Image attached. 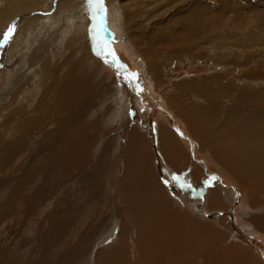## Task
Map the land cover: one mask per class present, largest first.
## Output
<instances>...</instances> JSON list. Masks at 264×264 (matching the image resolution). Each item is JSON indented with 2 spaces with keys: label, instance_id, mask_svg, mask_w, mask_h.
Masks as SVG:
<instances>
[{
  "label": "bare ground",
  "instance_id": "6f19581e",
  "mask_svg": "<svg viewBox=\"0 0 264 264\" xmlns=\"http://www.w3.org/2000/svg\"><path fill=\"white\" fill-rule=\"evenodd\" d=\"M107 1L105 2L106 9L108 5H111L113 3ZM67 2L66 4H68ZM220 2L221 5L218 8V12L221 15L218 16L219 14H215L217 19L214 21V23V14L213 12L209 11V9H211L209 7V0H140L139 3L141 4V8L136 2V4H138L136 6L138 7H136L137 10L136 13H134L135 16H133L132 23L128 24V27L129 32H131V41L133 43V48H130L134 51L136 58L139 60V63L132 53L124 52V54H126L127 58L133 65L142 66L145 72L141 71V73L139 74L140 79L143 80L144 78H146L149 81V86L148 84H146L142 87L141 92L145 95L143 97H137L136 99L128 96L127 88H129V86L126 85L123 81L118 80L116 69L113 68L110 64L106 65L107 63H105L103 60L102 61L104 65H106V67L111 72L107 70L105 73L103 72L104 76L102 81L96 83V88H103L106 92L105 95H100V97L98 98V91H95L97 89L92 85L91 81L92 79L94 80L93 76H96V73L102 72L104 70L103 65L102 62L95 60L90 54L89 50L91 49V47L93 49L91 39V44L89 43L90 46L83 43V41L82 43H79L78 40H84V36L87 33V30L85 33V29H83L82 25L80 26V24L77 23L79 21H81L80 23H82L84 19L82 17L76 16L74 10H71L70 13L66 14L60 12L58 14L55 13L56 15H48L47 17L40 16V18H37L35 21L25 23L22 30H20V34L17 35L11 49L10 61H14V58L17 59L16 57L23 58L28 65V74L25 75L24 72L20 77H17L18 80H11L12 82L10 84L7 83V81L9 80L7 78V76L9 75V71L7 72L6 70H4L0 74V100L6 98V96L9 94H12V97L10 96V104L12 103L13 105V108H9V113L6 112V109H8L7 106L0 105V115L4 116V118L2 116L1 117L5 119L0 123V129L4 128L5 130L9 127L16 128V132H14V134H21L22 136L20 137L22 142L38 144V148L37 150H35V152L39 151V154H41L42 152H49V155H51V157H53L55 161L54 165H51L53 166L55 172L57 171V173H63L76 170L78 175L81 176L83 180L85 179L88 182L91 181L92 187L90 188L99 189L100 185L103 183H101L103 169H107L105 176L109 177V179L107 178L108 180L107 183H105L106 186L104 187V190H106L107 193L103 190V186L105 185L104 184L102 185V190L104 192H102V195L99 194V197L105 199H102V201L104 202L105 206L107 205L108 210L103 213L104 221H96L97 223L93 226V223H90L88 225V228H86L82 232L80 231L79 240H77L79 241V243L77 242L79 246L76 248L70 246L74 251H69V247L67 246L68 248H66L63 253L66 254V257H68L69 264L70 261H76L74 257L78 259L81 258L80 256L90 254L92 250L91 248H94L95 244L100 242L102 238L105 237L104 241L115 239L116 230H118L117 228L119 226L118 218L121 217V213H118L117 211L116 213L115 209L119 208L120 210L122 209V206L119 204L117 205V203L119 202H116V200L113 201L112 195L118 197L120 201L121 196L123 195V204L124 202L126 203L128 199L129 202L133 204V211H130V208H128L129 205L124 206L127 207V209H125V213H127L128 211V215H126L127 217L129 216V224L131 222L132 226H136L139 232L141 231V229L139 228L140 222H142L146 218H149L145 217L143 213L141 214V211L146 208L145 206L148 205V208H150L148 203H150V205L151 203L154 204L155 209L154 207H152V205L151 208L154 211L156 210L157 212L159 210V213L155 211L158 215L161 212L167 210H169L170 215L172 214V204L165 194V186L163 185L158 175H156V170L157 166L159 167V162L154 153V146H150V143L148 141H143L139 145H137L133 142L130 135V146L128 149L126 148L127 142L125 141V138L126 134L129 133L127 131V125L133 120L130 113L134 104L132 105L131 101L135 102L136 106L140 110L148 111V107L155 104L154 101L161 100L166 103L169 109L175 111V113L182 118V120H176L174 116L171 115L170 118L173 119L174 122L173 126L169 125L168 123H164L163 126H156V130L158 132L157 143L159 144L160 152L162 153L160 157H163L165 159V165H163L162 168H165L166 170L168 169L172 174L173 172L174 174H177L186 163L190 164L189 166H186L182 171L187 168L194 167V161L192 160V153L190 149V147H192L195 151V154L197 153L198 149H200L201 152L207 151V154L205 155L196 154L199 160L198 161L195 158V161L197 163L205 161V163L210 168V171L214 173L215 170L213 171V169L211 168V163H209V158L211 156L213 160L216 161V163L222 166L221 171L224 172L225 176H232L233 178H235L241 186L242 192L248 194V198L250 201L249 204L255 205L254 203L256 201V196L261 195L260 191L264 192V32L260 33L258 28L259 23L264 24V22H260L264 20V16L261 15L260 17L255 18L259 21L258 24L256 23L255 19H251L252 17L250 19L244 17L235 18V20L233 21L231 19L225 21L226 19H223L221 17L223 15L222 11L225 12V5H223V0H220ZM52 3L53 0H0V29H5V26L9 24L8 22H11V19H15L16 16L24 12L34 11L39 8H44L45 12H50L52 11ZM74 5L76 6V4ZM125 6L121 7L125 9ZM82 10L84 12H87L89 17V9L83 6ZM126 12L127 17L132 15L131 8L130 10H126ZM107 13L101 30L103 31L102 33L104 36V40L112 46V49L122 51L121 45L117 43L114 38L115 34L114 32H112L113 30L117 31V27L119 24L117 23V21L109 23L107 20ZM142 14L143 16H141ZM144 16H148V18L152 19L154 18L155 20L160 19L161 22L153 25L147 24L144 27L142 23ZM136 18L138 19L136 20ZM225 25H227L226 29H230L231 26H235V30L233 29V31H236L235 34L230 33L233 36L228 37L229 40L231 38L230 42H224L225 40H223L222 37H218L216 34L221 27H223L224 30ZM251 27L256 28V33H253L254 29ZM163 31H169L166 32L165 35L170 38L174 37L170 40H173V43L175 45H170L167 49H159L156 47V37L158 34L161 35ZM49 32H51V35L47 37L46 34ZM88 33L90 36V31ZM228 38L226 39L227 41ZM215 40H217V42ZM213 41H215V46H212L214 44ZM55 45H58V56L53 53V47H55ZM231 46L235 49L229 52H225V49ZM60 47L63 49L62 52H60ZM137 50H140V53ZM162 50L168 57H175V55L177 54H182L186 57V59H194L196 62L195 68L192 67L193 69L190 70H183L182 68L181 70H175L173 72V68L167 63L168 60H162L164 59L163 57H165L164 54L161 53ZM145 53H147L151 58H143L142 55ZM115 54L119 58V61L127 67L130 73H135V70L129 68L126 63L120 58V55L117 54L116 50ZM83 60H85V64L83 63ZM129 78L131 79V77ZM217 78L224 79V83L220 87H214L212 84V82H214V80H216ZM135 79L137 83V78ZM137 91L138 93H140L139 90ZM218 94L225 95V100L224 97H221L222 101L218 100ZM115 99L121 102V113L119 118L116 117L118 118L116 122L118 125H115V129L112 130L114 131L112 134L109 132L106 133L104 139L96 138L94 136L97 140L96 146L98 147L100 145L98 152L99 156H95L92 161L87 163V161L89 160L86 159L85 161L86 155L88 156L87 145L90 143L91 138L88 136L89 132L86 131L85 133L83 129L85 116L88 114L89 110L96 107L97 104L101 105L106 102L107 104H109ZM148 101L152 102L148 103ZM112 106L110 105V108H112ZM111 111H105L106 114L101 115L102 118L110 115ZM158 121L161 123L163 122L162 119H159ZM153 122L157 124L155 121ZM96 123H99V120ZM190 133L199 142L196 146L188 137V134ZM35 152L32 156H37ZM18 153L21 154V159H26L29 157L25 152L19 150V148H15V145L12 147L4 146L2 149H0V189L6 188L11 181L15 182V180L19 179L18 177L11 176L15 172L14 167L16 166L15 163L11 162V159L18 158ZM91 157L93 158V156ZM109 157L110 164L108 167H106ZM125 158L127 160L126 164H124ZM29 160H31V158ZM205 163H202V166L206 170ZM45 169L46 168H44V170ZM123 169L124 174L121 176L120 174ZM218 169L219 168H217V170ZM169 171L166 172H168L169 174ZM27 174H24L23 177H21L19 185H16V182L14 183L13 190L18 192L20 189H23V182L29 177ZM201 178H203V175L200 173V169H196L194 179L199 181ZM93 180L96 181L95 184L92 183ZM153 180L156 182V184H153ZM219 180L224 182V179L221 177ZM221 181L219 182L221 183ZM149 184H152V186ZM226 184H224V188L222 187V190L225 193L227 192L229 195H231V199H234L236 202L235 204L232 203L233 206H229L226 202L227 207L232 211L233 215H238L239 212H249V206L241 204V199H239L238 195V189L234 186H231L230 183ZM69 187L70 186H68V189ZM139 187H143L148 190L152 196L146 193V197L142 192L140 193ZM57 189L56 192L59 191ZM74 189L76 191L80 189V191L78 192L79 195L85 188H82V186H79V184H77ZM74 189L69 190L74 191ZM56 192L53 194L51 192H47L46 195L47 197H50L49 199L51 200L55 198L56 194H58ZM117 192H119V195ZM71 193L72 192L70 191V194ZM38 194V196L32 197L33 199L31 201H27L26 205L29 206L28 209L32 210L36 207L39 208L43 206L44 202L46 201L45 199H43V197H45V193ZM89 194L91 195L92 191L86 195L88 196ZM94 194L92 195L89 203H95V199L98 198L97 194L96 197L94 196ZM126 194L128 196L127 201L125 200L127 198H125ZM215 194L214 196H209V204L210 206H215L217 204L214 209L222 210L223 204L222 202H219V199H215ZM67 197L70 198L69 193ZM86 198L87 197H85V199ZM72 199L73 201L67 202L69 205H67L66 203V208H69V206L78 205V203L80 204V202H82H79V198L77 197H74ZM145 202L148 203L146 204ZM93 205L96 204H91V206ZM257 205L256 208L258 207L257 209H259V206ZM76 208L79 209V207ZM76 208L72 207L70 209L71 215L73 217L77 214ZM104 208L105 207H103V209ZM152 209L149 211L152 212ZM261 210H256L257 212L251 213L250 215H246V213H244V216L246 215V218H239V216H237L238 223H236V226L234 225V222L233 224H228L226 222L229 231L231 233L237 234L238 236H240L241 228L248 229V234L253 233V235L256 236L253 237V242L255 244L254 247H256V249L258 250L264 249V211ZM113 211L116 214H114ZM146 211L148 210H145L144 212L146 213ZM180 211L182 210L178 209L179 213ZM55 213L56 215L53 214V216L51 215V217L48 218L47 225L41 231L39 230L40 233L38 234V240H45V242H43L42 244L46 247L47 250H51L55 246H57L53 243L59 244L64 236L63 232L60 231L63 229L65 233L67 230V224L63 223L66 215V210ZM186 213L187 212H185V214ZM97 214L99 213L97 212ZM152 215L154 216V213ZM165 215L167 216L168 213H165L164 216ZM164 216L162 215V218ZM154 217L152 221H154ZM160 217L161 216L158 217L159 220ZM175 217H178L177 212L175 213ZM185 218L187 221H191L189 216H186ZM163 219L166 220V217ZM173 221H176L175 218L172 220V222ZM157 222L159 223V221ZM189 222L188 224L190 225ZM221 222L222 225L225 224V220L223 221L222 219ZM61 223L62 225H60ZM148 223L151 222L148 221ZM156 223H154V228H156ZM162 223L164 224V222ZM174 223H177V221ZM79 226H81V224ZM152 226L153 225H151L150 230L152 229ZM159 229H157L156 231H158ZM166 229L168 228L166 227ZM69 231H67L66 233H68ZM184 231L188 230L185 229ZM175 232L176 231H174V233ZM61 233L63 234V236L60 235ZM155 234H157V232H155ZM219 234H221V232H219ZM177 239H175V242ZM203 240L205 241L204 238ZM137 241H140V238ZM137 241L134 240L132 243ZM4 242L6 243V241ZM156 242L158 251H160L161 248H159L158 243H160L161 241ZM185 242H183V244ZM192 242L193 241H191V243ZM36 243L37 242H35L34 245ZM84 243H86L85 247L83 246ZM197 243L196 245H198ZM183 244L181 243V245ZM186 244L190 245V242H186ZM193 244L192 246H194ZM7 245L9 246V244ZM181 245H179V247ZM138 247L139 249H142V252L144 250V255H146L145 252L148 251L146 250V248L150 249L146 246V248H142L141 245ZM177 247L175 248V250L177 249ZM234 247L236 246L234 245ZM4 248L6 247H3L2 249L4 250ZM41 248L43 247L41 246ZM196 248L199 247L196 246ZM205 248H202L200 246V250L202 249V252H204ZM175 250L173 252H175ZM231 250H233V252L226 258V264H236L238 262V250L229 247L228 253ZM162 251L166 250L163 249L161 250V252ZM44 252L41 257L45 255ZM178 252L181 251L178 250ZM147 254L149 255V253ZM157 254H159L160 256V253ZM252 254L257 256L255 251H253ZM262 255L264 259V254ZM252 257L253 259L249 263H247V261L245 264H258L257 262L259 260L255 256ZM57 258H60V253L58 254ZM179 258H176V260H179ZM234 258L237 262H232L235 261ZM183 260L184 258L181 261L179 260V262L184 263ZM256 260L258 261L256 262ZM40 261L36 260L34 264H45ZM58 262L61 261L58 260ZM170 262L168 264L173 263ZM46 264L49 263L47 262ZM237 264H239V262ZM261 264H264V261H262Z\"/></svg>",
  "mask_w": 264,
  "mask_h": 264
},
{
  "label": "rangeland",
  "instance_id": "374dc122",
  "mask_svg": "<svg viewBox=\"0 0 264 264\" xmlns=\"http://www.w3.org/2000/svg\"><path fill=\"white\" fill-rule=\"evenodd\" d=\"M65 1L66 2L69 1L70 3L67 2L68 4H66ZM106 1L107 0H105V2ZM118 1L120 2L121 6L126 5L125 6L126 8L124 9L123 7H121ZM118 1H116V0H112V1L108 0L107 1V2H111V3L113 2L111 5L107 6V9H108L107 20H108V22L111 23L113 21H117V23L119 24L118 25L119 29L117 27V31L113 30L112 32H114V34H115L114 38L117 41V43H119L121 45L122 51H119L117 49H115V50L117 51V54L120 55V58L126 63V65L129 68H132L133 70H135V73L137 74V76H136L137 83L140 85V88L142 89V87L145 86L146 84H148V86H149V81L146 78H144L143 80L140 79L139 74L141 73V71H144L142 66L133 65L129 61V59L127 58L126 54H124V52L125 53L129 52V53H132L133 56L136 58L134 51L130 48V47L133 48V43L131 41L132 40L131 39V32H129L128 24L132 23L133 16H135L134 13H136V10H137L136 7L139 6L141 8V6H140L141 4L139 3L140 0H134V1L133 0H118ZM136 2L139 5L136 4ZM77 3H78V6H77ZM74 4H76V6ZM61 5H63V6H61ZM136 5H138V6H136ZM220 5H221L220 0H212V1L209 0V7L211 8V9H209V11L213 12V14H214L213 23L217 19L216 15L217 14H219L218 16L221 15L218 12V8L220 7ZM223 5H225V12L222 11L223 15L221 17L223 19L225 18L226 19L225 21L230 20V19L233 21V20H235V18H244V17H247L249 19L252 17L251 19H255L256 17H260L261 15L264 16V0H244V1H242V0H223ZM83 6L88 8L85 0H53L52 9H51L52 11L45 12L44 8H39V9H36L34 11L24 12L25 14L22 13V14L16 16L17 18L15 17V19L14 18L11 19V22L10 21L8 22L9 24H7L5 26V29L4 28L0 29V40H2L3 35L7 31L9 26L12 25L13 23H15V25H16L15 32L11 36L9 42L7 44L0 43V74L4 70H6L7 72L9 71L8 73L10 76L7 73V75H8L7 78L9 79L7 81L8 84H10L12 81L18 80L17 77H20L24 72H25V75L28 74V65L26 64V62L24 61L23 58L16 57L17 59L14 58V61H12V62L10 61L11 49H12V46L15 42V39H16L17 35L20 34V32H21L20 30H22L24 24L27 22L35 21L37 18H40V16L41 17H47L48 15L49 16L50 15H56L60 12L63 14H66V13H70L71 10H74L76 16L82 17L84 19V21L82 23H80L81 21H79L77 23H79L80 26L82 25L83 29H85V33L87 30V33L85 34L86 37L84 36V40L80 39L78 41H79V43H82V41H83V43L89 45V43L91 42L90 36L88 33L89 32L90 19L88 17L87 12H84L82 10ZM66 7H67V9H66ZM130 8L132 11V13H131L132 15L127 17L126 10H128V9L130 10ZM141 16H143V14ZM125 17H126V19H125ZM137 19L138 18H136V20ZM152 20L154 21L155 19L154 18L153 19L148 18V16H146V17L144 16L143 21H142L144 27L147 24L153 25V24L161 22L160 19L159 20L156 19L157 21L155 20L154 22ZM127 21H129V22H127ZM260 22H264V20H262ZM256 23L258 24L259 21L256 20ZM226 26L227 25H225L224 30H223V27H221L218 30V33H216V34L218 37H222V39L225 40L224 42H230L231 38L229 40L228 37L233 36L230 33L235 34L236 31H233V29L235 30V26H231L230 29H228V28L226 29ZM251 28L254 29L253 33H256L255 32L256 28L255 27H251ZM258 28H259L260 33L264 32V24L263 23H259ZM167 30H171V29H167ZM175 30H177V29H175ZM257 31H258V29H257ZM102 32L103 31H101L99 38L104 40V36H103ZM166 32H169V31H163L161 35L158 34L156 37L157 38L156 47L159 49H162V48L167 49L168 46L174 44L173 40H170V39H173L174 37H171V38L167 37L165 35ZM50 33L51 32L47 33L46 36L48 37L49 35H51ZM227 38H228V41L226 40ZM215 41L217 42V40H215ZM215 41H213L214 44L212 46L216 45ZM262 41H263V39H262ZM108 46L112 49V46L110 44H108ZM57 48H58V45H55V47H53V53L58 56L59 50ZM169 48H171V47H169ZM225 48H226V45H225ZM234 49L235 48L231 46V47L225 49V52H229V51L234 50ZM62 51H63V49L60 47V52H62ZM89 51H90L91 56L95 60L102 62L103 69H104L102 72L96 73V76H93L94 80L92 79L91 82H92V85L96 88V86H97L96 83L102 81L104 73L106 72V70L109 72H111V71L106 67V65H108V64L104 65L102 59L97 57V55L94 54L92 47ZM137 51L140 53V50H137ZM106 52H107V50H106ZM161 53L164 54V51L162 50ZM164 56L165 57H163L164 59H162V60H168L167 63H168V65H170L173 68V72L175 70H181L182 68H183V70H187V69L190 70V69L195 68V66H196V62L194 59H192V60L190 58L186 59V57L182 54H177V55H175V57H172V56L168 57L165 54H164ZM142 57L145 59L151 58V57H149V55L147 53L143 54ZM182 62L185 63L186 65L183 64ZM83 63L85 64V60H83ZM138 63H139V60H138ZM15 78H17V79H15ZM221 78H224V77H221ZM221 78H217L216 80H214V82H212L214 87H216V86L220 87L224 83V79H221ZM119 80L123 81L125 83V80L123 77H121ZM219 81H221L222 83ZM217 83H218V85H217ZM219 83H221V84H219ZM196 85H198V84H196ZM96 89L97 90H95V91H98V98L100 97V95L101 96L105 95L106 92L103 88L97 87ZM127 89H128V91H127L128 96L132 97L133 99L134 98L136 99L137 97H141V96L143 97L145 95L141 91H140V93H138L137 89H135L134 87L133 88L129 87ZM11 95L12 94H9L6 96V98H3L2 100H0V105H4V106L8 107V109H6L7 113L10 112V110H9L10 107L13 108L12 103L10 104L11 97H12ZM221 97H224V100H225V95H223V94H218L217 99L222 101ZM263 98H264V96H263ZM150 102H152V101H148V103H150ZM154 102H155V104H153L152 106H149L148 111H146V110H140L136 106L135 102L131 101L132 105L134 104L132 106L133 110L131 109V113H135V115H131L133 120L131 123H129L127 125V131L129 133L126 134V138H125V141L127 142L126 148L128 149L130 146V143H129L130 142V140H129L130 135H131V139L133 140V142L137 145H139L143 141H148L150 143V146H154V150H155L154 153H155L156 158L158 159L159 167H160L159 168L157 166L156 175H158V177L161 179L163 185L165 186L164 187L165 194L167 195L168 200H170V202L172 204V206H171V209L173 210L172 214L170 215L169 210H167L168 212L164 211V212L160 213L161 215L160 214L158 215L157 213H159V210H158V212L155 210L157 212L156 213L151 208V205H152V207H154V209H155L154 204L151 203V205H150V203L145 202L146 204L147 203L149 204L150 208H148V205L145 206L146 207L145 209H143V207H142L143 210L141 211V214L143 213L145 215V217H149V218H146L145 220L140 222L139 228L141 229V231L139 232L136 226L133 227L131 222L129 224V222H128L129 216L127 217L128 211H127V213H125V211H126L125 209H127V207H124L125 205H129L128 208H130V211H133V208H134L133 204L129 202L127 194L125 195V198L127 197L125 200L127 201V199H128V201H127L128 203L124 202V204H123V200H124L123 195L121 196V201L118 199V197H115L112 195L113 201L116 200V202H119V203H117V205L119 204L122 206V209H120V210H119V208L115 209V212L117 211L118 213H121V215H120L121 217L118 218L119 226L117 228L118 230H116L115 239L104 241L105 237L102 238V240L100 242L95 244L94 248H91L92 250L90 249L91 250L90 254L80 256L81 258H78V259L76 257H74L76 259V261L75 260L70 261V264H108V263L109 264H134V263L135 264H166V263L168 264L170 261H171L170 263L173 262L172 264H226V262H225L226 258L228 257L229 254H231L233 252V250H231L228 253L229 247L238 250L239 256L237 257V259H238L239 264L240 263L245 264L247 261H248L247 263H249L253 259L252 256H255L259 260V261L256 260V262L258 261L257 262L258 264H261V262L264 261L263 255H262V254H264V249L258 250V249H256V247H254L255 244L253 242V237L255 235H253V233L248 234V232H249L248 229L241 228L240 236H238L237 234L231 233L229 231V228H227L228 227L227 223L233 224V222H234V225L236 226V223H238V221H237L238 217L237 216H239V218H242V217L246 218L247 214L250 215L251 213L260 211L261 209L264 211V207H263L264 206V197H263L264 192L260 191L261 195L256 196V201L254 203L255 205L249 204L250 201L248 198V194L247 193L245 194L244 192H242L241 186L239 185L238 181L235 178H233L232 176H230L232 179L230 177L225 176L224 172L221 171L222 166H220L218 163H216V161L213 160V158L211 156L209 158V163H211V168L213 169V171L215 170L214 173H212L210 171V168L205 163V161H201V162L197 163L195 161V158L198 160L196 154L197 155H205V154H207V151L201 152L200 149H198L197 153L195 154V151L192 147H190V149H191V153H192V160L194 161V167H190V168H187L184 171H182L186 166H189V164H190V163H186L183 165V167L180 169V171L177 170V171H179L177 174H174V172L172 174L168 169L166 170L165 168H162L163 165H165V159L163 157H160L162 155V153L160 152L159 144L157 143L158 142V139H157L158 138L157 137L158 132L156 130V126L157 125L163 126L164 123H168L169 125L173 126L174 122H173V119L170 118L171 115L174 116V118L176 120H178V119L182 120V118L179 115H177L175 113V111L169 109V107L166 105V103L164 101L159 100V101H154ZM9 104H10V106H9ZM109 104L111 106L114 105V106H112L113 109L110 108ZM109 104H107V102L104 104H101V105L97 104V106L94 108H91L90 109L91 112L89 110L88 114L85 116V122L83 124V129H84L85 133H86V131L89 132L88 136L91 138V141H92V142L90 141V143L87 145L88 146V151H87L88 156L86 155V158H85V161H86V159L87 160L89 159L87 161V163L92 161V159H94L95 156L96 157L99 156L98 152H99V146L100 145L98 147L96 146V141H97L96 138L104 139L105 134L108 132L112 134L114 132L112 130L115 129V125H118L116 122H117V120L120 116V113H121V102L119 100L115 99V100H113V102H111ZM15 105H16V103H15ZM31 106H32V104H31ZM109 110L110 111L112 110L110 115L102 118L101 115H105L106 112ZM1 116L2 115H0V123L5 120V119H3L4 116H2L3 118ZM116 117H118V118H116ZM159 119H162L163 122L162 123L159 122L158 121ZM98 120H99V123H96ZM153 121H155L157 124H155ZM91 131H92V133H91ZM14 132H16V128H14V127H9L5 130H4V128L0 129V149H2L4 146L12 147L15 145V148H19V150L25 152L29 156L26 159L25 158L21 159V154L18 153V155H17V156H19L18 158L11 159V162L16 164V166L14 167L15 172L11 176L19 178L18 180H15L16 185H19L20 179H21V177H23L24 174L28 173L27 175L29 176L28 177L29 180L27 179L23 182V189H20L18 192L13 190L14 189L13 185L15 183L13 181H11L13 183L10 182L11 186H10V184H8L6 188L0 189V244H1L0 245V263L1 264H34L36 260H39V261L42 260L40 262H43L45 264L47 262L49 264H65L66 262H67L66 264H69L68 257H66V254L63 253L65 251V249L69 247L68 249L70 251V250H73L71 247L76 248L79 246V244H77V242L79 243V241H77V240H79L80 231L82 232L86 228H88L89 227L88 225L90 223H93L92 224V226H93L97 222L104 221L103 213L107 210V205L105 206L104 202L102 201V199H104V198L99 197V196L102 195V192L106 191V190H104V187L106 186L105 183H107V180L109 179V177L105 176L107 169L105 168L102 171L101 183L102 182L103 183L100 185L99 189L90 188V187H92L91 181L88 182L85 179L83 180V178L78 175L76 170H73L75 172H73V171H67V172H63V173H60V172L57 173V171L55 172L53 166H51L52 164L54 165L55 161H54V158L51 157V155H49V152H42L41 154L38 153L39 151L35 152V150H37V148H38L37 143H35V144L24 143V142H22L21 137H20L22 135L16 134V133L14 134ZM188 137L195 144V146L199 143L198 140H196L195 137L191 133L188 134ZM91 143H93V144H91ZM90 147H91V149H90ZM34 152L37 154V156H32ZM94 152H96V153H94ZM95 154H97V155H95ZM91 156H93V158ZM34 157H35V159H34ZM206 157H205V159H206ZM30 158H31V160H29ZM102 163H103V161H102ZM126 163H127V160L125 158L124 164H126ZM202 163H205L206 170L203 168ZM109 164H110V157H109V160H107L106 167H108ZM44 168H46V169L44 170ZM217 168H219L220 170L219 169L217 170ZM160 169H162V170H160ZM196 169H200V173L203 175V178H201L199 181L194 179ZM166 171H169L170 173L168 174V172H166ZM215 172H217V173H215ZM75 173H76V175H75ZM123 174H124V169L121 171L120 175L122 176ZM174 175L182 177L183 178L182 183L185 185L190 184L191 187L189 188L186 186H181V183H177L176 181L172 180V176H174ZM212 177H216V179L213 180V179H211ZM220 177L224 179V182L219 180ZM46 180L49 182H47ZM164 180L168 181L167 185L163 182ZM219 181H221V183ZM154 182H153V184H156V182L155 183ZM54 183H56V184H54ZM69 183H70V185H69ZM92 183L95 184L96 181L93 180ZM151 183H152V180H151ZM226 183H230L231 186H234L235 188L238 189L239 199H241V204L242 205H248L249 209L252 212L249 210V212H247V211L243 212V213L239 212L238 215L237 214L233 215L232 211L229 210V208L227 207V204L229 206H233V204H235L236 202L234 199H231L232 198L231 195H229L227 192L225 193L222 190V187L224 188V184H226ZM77 184H79V186H82V188H85L82 190V192H81L82 194L80 193L78 195V192L80 191L81 188L78 191H76L74 189V187ZM67 185L70 186L69 189H74V191L69 190ZM102 185H104L103 186L104 191L102 190ZM149 185L152 186V184H149ZM43 189L45 192L43 191ZM56 189L59 191L56 192ZM65 189H66V191H65ZM90 189H93V190H90ZM143 189L146 190L143 187L142 188L139 187L140 193L142 192L146 197H147V194L152 196L148 190L144 191ZM70 191L72 192L71 194H70ZM91 191H92V194L91 195L89 194L87 196L86 194L90 193ZM47 192H51L52 194L56 192L58 194H56L54 199L50 200L49 199L50 197H47V195H46ZM38 193H41V194L45 193V197H43V199H45L46 201L44 202L43 206L39 207V208L36 207L35 209H32V210L28 209L29 206L26 205L27 201H29V200L31 201L33 199L32 197L38 196L39 195ZM63 193H65V194H63ZM68 193H69L70 198L67 197ZM94 193L97 194L99 199L98 198L95 199V203H89V201L91 200V197ZM106 193H107V191H106ZM106 193H103V194H106ZM117 193L119 195V192H117ZM96 194H94L95 197H96ZM211 194H213V195H211ZM214 194H215V199H219V202H222V204H223L222 210L214 209L217 206V204L215 206H210L209 198L211 196H214ZM63 197L69 198V199H65ZM74 197L79 198V202L80 201H82V202H80V204L78 203V205L69 206V208H66V203L73 201L72 198H74ZM85 197H87L88 199L87 198L85 199ZM220 199H222V200H220ZM58 200H60V201H58ZM64 200H65V202H64ZM97 200H98V202H97ZM226 202H227V204H226ZM91 204H96V205L91 206ZM67 205H69V204L67 203ZM99 205H100V207H99ZM256 205L259 206V209H257L258 207L256 208ZM72 207H75V208L79 207V209L76 208L77 214L74 217L71 215V212H70V209ZM103 207H105V208L103 209ZM177 208L182 210V211H180V213H179ZM99 209L102 211H100ZM151 209H152V212L149 211ZM212 209H214V210H212ZM62 210H64V211L66 210L65 219L63 222L65 224H67L66 225L67 226L66 232L69 230L70 231L68 233H66V232L64 233V230L62 229L60 232H63L64 236L62 233L60 234L63 236V238L61 239L59 244L53 243L57 246H55L51 250H47L46 247L43 246V244H42L43 242H45V240H43V239L38 240V234L47 225L48 218H50L51 215L53 216V214L56 215L55 212L58 213ZM78 210H80V211H78ZM122 210H123L124 214L122 213ZM145 210H148V211H146V213H145L144 212ZM92 211H94V212H92ZM97 212L99 214H97ZM115 212L113 211L114 214L117 213V212L116 213ZM176 212L178 213V217H175ZM185 212H187V213L185 214ZM153 213H154V216H156V217H154L152 215ZM165 213H168V215L164 216ZM244 213H246L245 216H244ZM125 215H126V217H125ZM162 215L164 216L163 218L166 217V220L162 218ZM97 216H98V218H97ZM159 216H161L160 220L163 219L164 221L163 220L160 221L158 218ZM186 216L190 217V219H191L190 222L186 220V218H185ZM196 216L198 217V219ZM153 217H154V221H152ZM93 218H94V220H93ZM174 218L177 221V223H174L176 221L172 222V220ZM181 219H182V221H181ZM222 219H223V221L225 220L224 225L221 224ZM148 221H150L151 223H148ZM157 221H159V223ZM67 222H69V223H67ZM82 222H83V224H82ZM162 222H164V224ZM188 222L190 223V225L188 224ZM146 223H148V224H146ZM154 223H156L157 229L161 228L158 230L159 233H158V231H156L157 229L154 228L155 227ZM80 224H81V226H79ZM159 224H160V226H159ZM60 225H62V223ZM151 225H153V226H152V229L150 230ZM164 226H166L168 229H166V227H164ZM71 227H72V229H71ZM184 228L187 229L188 231H184L185 230ZM207 228L209 229V231ZM180 229H182V230H180ZM74 230L77 232H75ZM191 230H193V231H191ZM174 231H176V232L174 233ZM218 231L221 232L222 235L219 234ZM70 232H71V234H70ZM155 232H157V234H155ZM151 233H152V235H151ZM188 233H191V234H188ZM243 234H244V236H243ZM57 235H58V233H57ZM197 235H198V237H197ZM202 235H204V236H202ZM249 235H250V237H249ZM139 238H140V241H137V240H139ZM160 238H161V240H160ZM203 238L205 239V241L203 240ZM175 239H177L176 242H175ZM180 239H181V241H180ZM3 240L6 241V243ZM134 240H136L137 242L132 243ZM165 240H167V241H165ZM187 240L190 242L191 246L189 244H186V242L189 243ZM197 240H199L200 242ZM150 241H151V243H150ZM156 241H158V242L161 241L160 242L161 244L158 243L159 244L158 246H159V248H161V250L164 249L166 251L161 252L160 249H159L160 251H158ZM177 241H179V242H177ZM191 241H193V242L195 241L194 244H193V242L191 243ZM33 242L34 243L37 242L35 244L36 246L34 245ZM183 242H185V243L183 244ZM166 243L167 244L169 243V244L167 245ZM181 243L183 245H181ZM196 243L199 246L196 245ZM5 244H6V246H5ZM7 244H9V246ZM192 244L194 246H192ZM140 245L142 248L143 247L144 248H146V247L150 248V249L146 248V250H148L146 252L149 253V255L146 252H145L146 255H144V253H143L144 250L142 252V249L140 248L141 249L140 250L138 247ZM179 245H181V246L179 247ZM231 245H233V246H231ZM234 245L236 247H234ZM41 246L43 248H41ZM83 246L85 247L86 243H84ZM196 246L199 248H196ZM200 246L202 248L206 247L205 248L206 250L204 249V252H202L201 251L202 249L200 250ZM208 246H210V247H208ZM3 247H6V248H4V250H3L2 249ZM176 247H177V249L175 250ZM190 247H192V248H190ZM173 248H174L175 252H173L174 251ZM208 248H209V250H208ZM33 249H34V251H33ZM178 250L181 252H178ZM244 250H245V252H244ZM206 251L208 252V254ZM253 251L256 252L257 256L252 254ZM43 252L45 253V255H43V257H41ZM59 253H60V258H57ZM73 253H76V252H73ZM157 253H160V256ZM175 253H177V254H175ZM183 254H185V255H183ZM176 255H177V257H176ZM73 256H75V255H73ZM163 256H165L166 258ZM174 256L177 259L179 258V256H180V258L183 257L184 263L179 262V260L181 261L183 258L182 259L179 258V260H176V258ZM39 257H41V258H39ZM241 257H242V259H241ZM46 260H48V261H46ZM58 260H60L61 262H58ZM260 260H261V262H260ZM232 262H237V261L235 259V261H232Z\"/></svg>",
  "mask_w": 264,
  "mask_h": 264
},
{
  "label": "snow or ice",
  "instance_id": "6c2138e0",
  "mask_svg": "<svg viewBox=\"0 0 264 264\" xmlns=\"http://www.w3.org/2000/svg\"><path fill=\"white\" fill-rule=\"evenodd\" d=\"M85 2L89 9V19L92 22L89 25V31L90 39L93 44L94 54L97 55V57L101 58L105 63L110 64L113 68L116 69L118 80L121 78V76H123L125 83L129 87H134L135 89L142 91L140 85L136 83L135 78L137 74L130 73L127 67L119 61V58L115 54V50L111 49L106 41L99 38L102 30V25L104 23V19L107 13V9L105 7V0H85ZM15 27V23L9 26L7 31L4 33L2 40H0V43L7 44L9 42L11 36L15 32ZM129 77H131V79ZM130 115H135V113H130ZM211 179L215 180L216 177H212ZM172 180L176 181L177 183H181V186H186L189 188L191 187L190 184H183V178L180 176L174 175L172 176ZM163 182L166 185L168 184L167 180H164Z\"/></svg>",
  "mask_w": 264,
  "mask_h": 264
}]
</instances>
